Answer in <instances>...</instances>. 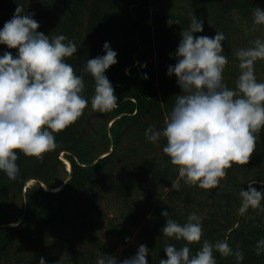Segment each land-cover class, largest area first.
<instances>
[{
	"label": "trees",
	"instance_id": "obj_1",
	"mask_svg": "<svg viewBox=\"0 0 264 264\" xmlns=\"http://www.w3.org/2000/svg\"><path fill=\"white\" fill-rule=\"evenodd\" d=\"M157 1L164 8L156 23L151 0H0V28L19 6L22 14H31L39 22L38 31L50 37L63 34L75 42L78 52L65 61L78 75L88 59L104 54L106 41L118 53V62L105 73L115 89L117 107L108 113L91 110L94 80L85 73L83 96L89 104L74 124L54 134L57 147L46 152L42 160L18 151L15 180L0 171V264H39L41 257L46 264H96L105 246L93 223L83 224L87 235L82 239L73 238L65 228H77L71 224L74 219L84 222L93 212L102 213L110 205L123 220L119 226L111 220V236L126 241L132 235L131 228L142 229L141 240L126 250V257L144 244L150 250L149 264H160L167 258L164 248L168 244L178 248L184 244L161 232L167 219L161 213L167 209L179 223L192 212L203 217L202 240L190 246L193 254L205 239L215 243L227 238L234 250L243 251L242 264H264V254L255 253L257 241L264 238V211L249 209L244 216L238 215L241 188L247 190L253 181L257 190L264 188V129L258 134L249 162L234 163L220 185L210 190L184 184L177 167L163 152L165 138L156 144L145 138L150 125L163 129L176 96L182 92L175 75L170 77L167 71L176 63L171 54L191 18L204 21V31L196 35L224 33L223 55L228 59L224 82L234 88L239 75L234 52L264 39V25H254L252 18L254 8L264 9V0ZM170 18L180 23L169 26L166 21ZM4 51L15 55L17 50L0 45V55ZM255 74L264 82V61L256 62ZM99 116L104 120L86 135L83 129L90 127L91 118ZM110 132L114 150L99 158L110 150ZM62 152L72 163L65 186L54 192L36 183L24 193L27 181L34 178L53 190L63 184L69 172L64 170ZM173 180H179V190L171 189ZM17 197L24 200L21 206ZM20 217H24L22 221ZM214 255L216 264H235L232 256Z\"/></svg>",
	"mask_w": 264,
	"mask_h": 264
},
{
	"label": "clouds",
	"instance_id": "obj_2",
	"mask_svg": "<svg viewBox=\"0 0 264 264\" xmlns=\"http://www.w3.org/2000/svg\"><path fill=\"white\" fill-rule=\"evenodd\" d=\"M252 18L254 25H264V9L254 8ZM166 23L172 26L180 21L170 18ZM39 27V22L31 14H22L18 6L0 28V45L17 50L15 55L11 51L0 55V171L10 180L19 173L18 151L42 160L46 152L57 147L54 134L84 114L89 104L83 96L85 73L94 80L91 110L108 113L117 107L115 89L105 74L118 62V53L110 42L104 43V54L88 59L78 75L65 61L78 52L75 42L63 34L45 35ZM203 31L204 21L193 16L181 32L178 47L171 54L176 63L168 67L167 74L175 75L182 92L176 96L163 129L150 125L145 138L153 144L165 138L163 152L177 167L184 184L210 190L220 185L234 163L249 162L258 134L264 129V82L258 81L255 74L256 62L264 61V39L251 41V46L234 52L239 75L235 87L229 88L224 82L228 65L222 54L225 35L220 31L214 37L196 35ZM65 153L61 155L71 163ZM63 156L61 160L67 163ZM254 183L239 192L240 216L249 209L264 211V188L257 190ZM179 188V180H173L171 189ZM161 214L167 218L162 234L184 244L179 248L168 244L164 248L167 258L160 264H216V252L242 264L243 251L234 250L227 238L215 243L205 239L194 254L191 252L190 246L200 244L203 236V217L196 212L190 213L184 223L172 219L167 209ZM149 252L141 244L131 257L119 260L102 254L96 264H149ZM255 253L264 254V238L257 241ZM39 264H46L43 257Z\"/></svg>",
	"mask_w": 264,
	"mask_h": 264
},
{
	"label": "rangeland",
	"instance_id": "obj_3",
	"mask_svg": "<svg viewBox=\"0 0 264 264\" xmlns=\"http://www.w3.org/2000/svg\"><path fill=\"white\" fill-rule=\"evenodd\" d=\"M151 2H152L151 11H152V14H153V19L157 23V21L160 20L159 18H157V16L162 13L161 11L163 10L164 5L160 4V2L158 3L157 0H151ZM183 29H182V31H183ZM126 72L127 73L129 72V68H126ZM102 120H104L103 116H101V117L99 116L96 119L95 118H91L90 127L86 126L83 129L84 133L87 135L92 128H94L96 130L97 127H98V126H96V124L97 123H101ZM94 121H95V125L93 126L92 123ZM110 124L112 125V122H109V125ZM62 156H63V154L60 157H62ZM63 158H64V156H63ZM64 161H66V159ZM63 163L65 165L64 170L68 171V169H69L68 165L69 164H67L65 162H63ZM35 184L36 183L34 182V180H29L27 182V184L25 185L26 188H27L26 190L32 188ZM168 189H169V187H165L166 191ZM24 190H25V188H24ZM23 202H24V200L22 201V199L20 197H17V204H19L21 206ZM18 219L20 220L21 217L18 218ZM111 220H114V223L117 226L121 225V223L123 224V220H122V218L120 216L119 211L113 205L108 206L104 211H102V213H99L98 211L93 212L92 214H90L85 219L84 222H82L79 218L78 219H74L71 224L75 225L77 228L69 227V228H65V229H67L66 232L73 234V238H76V239H80L81 238L82 239L85 235H87V229H86V227L83 226V224L84 223H87V224L88 223H93V228H95L96 232L98 233V236L102 239V242H103V244L105 246V251L102 254L114 255L119 260H123L124 258H126V254H125L126 250L133 248L141 240L140 235H141L142 229H141V227H139V228H131L132 235L130 236V238L128 240L123 241V240H120L117 236H111V231L108 232L110 230ZM17 223H15V224H17Z\"/></svg>",
	"mask_w": 264,
	"mask_h": 264
},
{
	"label": "water",
	"instance_id": "obj_4",
	"mask_svg": "<svg viewBox=\"0 0 264 264\" xmlns=\"http://www.w3.org/2000/svg\"><path fill=\"white\" fill-rule=\"evenodd\" d=\"M113 121V120H112ZM109 126H111V124L109 125ZM110 138H111V146H110V150L109 151H107V152H105V153H103V154H101L100 156H99V158H101V157H104V156H106V155H108V154H110L113 150H114V139H113V136H112V133L110 132ZM78 160V159H77ZM79 161V160H78ZM79 163H80V161H79ZM70 173H69V175H68V177L65 179V181H67L68 182V180L70 179V177H71V171H72V164H71V167H70ZM30 180H34V182L35 183H38V184H40L44 189H46V190H51V191H54V192H57V191H59V190H61L64 186H65V184L67 183V182H63V184L62 185H60L59 186V188L57 189V190H53V189H51L43 180H40V179H36V178H34V179H30ZM29 181V180H28ZM27 181V182H28ZM27 184V183H26ZM45 185H47L49 188H45ZM27 188H26V186H25V190H24V193L27 191L26 190ZM24 200H25V211H26V207H27V197H26V194L24 195ZM24 218V217H23ZM23 218H22V220H23ZM22 220H20V221H22ZM12 225H14V224H12ZM17 225V224H16Z\"/></svg>",
	"mask_w": 264,
	"mask_h": 264
},
{
	"label": "bare ground",
	"instance_id": "obj_5",
	"mask_svg": "<svg viewBox=\"0 0 264 264\" xmlns=\"http://www.w3.org/2000/svg\"><path fill=\"white\" fill-rule=\"evenodd\" d=\"M67 161H68V160L66 159V162H67ZM68 162H69V161H68ZM68 162H67V164H69L68 166L70 167V166H71V163H70V162L68 163ZM45 188H47L46 185H45ZM56 190H57V189H56ZM14 224H15V223H14ZM15 225H16V224H15Z\"/></svg>",
	"mask_w": 264,
	"mask_h": 264
}]
</instances>
